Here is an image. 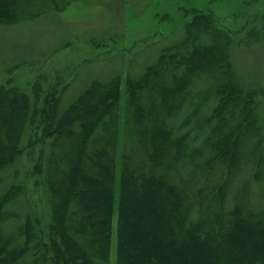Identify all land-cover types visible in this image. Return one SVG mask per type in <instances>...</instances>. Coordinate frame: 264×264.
I'll return each mask as SVG.
<instances>
[{"label":"trees","instance_id":"16d2710c","mask_svg":"<svg viewBox=\"0 0 264 264\" xmlns=\"http://www.w3.org/2000/svg\"><path fill=\"white\" fill-rule=\"evenodd\" d=\"M18 1L0 0V23L16 19ZM193 15L185 23L183 36L161 47L131 87L134 100L142 97L145 88L163 97L152 107L158 120L150 128L135 131L140 136L136 144L149 160L141 169L117 171L107 151L118 139L120 74L92 78L66 106L58 104L54 91L39 106L32 94L0 89V171L32 147L30 128L40 129V142L49 146L46 162L36 164L34 171L40 173L46 165L42 192L48 220L43 225L33 213L18 222V214L12 211L25 187L0 188V264H109L114 218L117 264H264V224L247 216L243 205L224 210L227 181L211 198L214 210L210 207L211 213L204 217L203 208L188 207V195L160 172L168 165L167 146L173 133L167 117L174 113L175 104L168 105L167 98L179 101L197 79L212 78L216 95L203 127L219 121L211 127V133L219 129L218 138L203 143L201 155L204 150L210 161L217 156L221 163L230 157L236 165L245 138L233 142L231 134L247 138L259 133L260 125L264 127L252 104L255 88L233 69L228 32L209 17ZM34 97L38 99L37 91ZM232 106L236 112L229 114ZM134 108L143 118L142 108ZM225 113L236 121L229 132L220 128L229 122ZM183 138L188 147L186 136L174 140L180 144ZM260 139L254 141L257 148L263 145ZM244 147L250 152L248 145ZM195 151L191 148L187 154ZM9 222L15 223L16 231L3 232Z\"/></svg>","mask_w":264,"mask_h":264},{"label":"rangeland","instance_id":"374dc122","mask_svg":"<svg viewBox=\"0 0 264 264\" xmlns=\"http://www.w3.org/2000/svg\"><path fill=\"white\" fill-rule=\"evenodd\" d=\"M17 8L14 21L0 23V89L15 88L32 94L39 106L44 104L45 95L54 91L58 104L66 106L92 78L106 79L120 74L118 139L107 148L117 171L123 167L141 169L149 163L147 154L136 144L140 136L135 131L150 128L158 120L152 107L163 97L145 88L142 97L134 100L130 97L131 87L140 80L143 67L154 60L161 47L183 36L185 23L195 17L194 12L211 18L216 27L228 32L233 69L255 88L252 104H256L264 125V0H19ZM212 80L197 79L179 101L167 98L168 105L175 104L172 107L175 114L167 117L173 133L167 146L168 165L160 172L188 195V207L192 204L203 208L204 217L211 213L210 207L214 210L215 202L211 198H215L219 186L227 181L224 210L229 212L243 205L247 216L264 224L261 123L259 133L247 138L231 134L233 142L238 137L245 138L240 143L242 155L236 165L229 161L230 157L221 163L217 156L210 161L204 150L201 155L202 144H210L209 139L215 141L219 132L216 127L211 133L218 120L203 127L216 102ZM35 91L38 99L34 97ZM135 106L142 108L143 118ZM236 106L229 108V114L236 112ZM160 109L163 110L162 105ZM140 118L141 122L137 123ZM230 120L229 117V122L220 127L222 131L229 132L234 127L236 121ZM29 136L34 141L32 147L0 171V188L10 184L25 187L12 211L18 214V222L25 219V214L33 213L43 225L48 220L47 198L42 192L46 165L40 173L34 171L36 164L46 162L49 146L40 142V129L30 128ZM177 136H186L188 147L185 137L179 144L174 140ZM258 137L263 145L257 148L254 141ZM244 145L249 146L250 152ZM191 148L196 149L192 153L196 157L187 154ZM14 224L9 222L2 231H16ZM109 264H117L115 218Z\"/></svg>","mask_w":264,"mask_h":264}]
</instances>
